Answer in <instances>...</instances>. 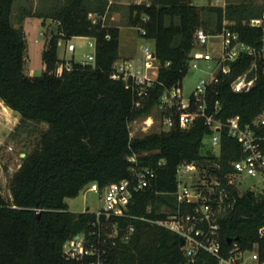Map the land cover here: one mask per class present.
Segmentation results:
<instances>
[{"label": "trees", "instance_id": "1", "mask_svg": "<svg viewBox=\"0 0 264 264\" xmlns=\"http://www.w3.org/2000/svg\"><path fill=\"white\" fill-rule=\"evenodd\" d=\"M13 5L14 0H0V99L20 114L21 122H44L47 128L12 174L10 197L0 191V264H78L64 255V243L73 235L96 229V214L71 211L66 199L76 197L92 182L104 187L132 179L128 160L132 154L137 155L140 166L153 169L154 176L148 186L133 192L125 215L112 216L108 221L101 217L103 224L119 228L115 244L109 239L103 254L106 264H218L207 252L189 261L176 232L140 219H162L164 205L171 210L177 207L174 192L179 163L195 161L204 166L208 160L220 164L222 245L225 249L233 241L242 248L256 245L264 259V231L262 235L259 232L264 227V191L240 194L226 182V175L233 171L231 162L242 155L236 139L223 131L216 156L204 143L210 128L203 118L189 127L175 121L168 130L135 136L130 135L129 126L132 120L154 113L163 90L188 73L194 31L203 26V11L216 15L212 27L204 26L207 30H219L226 17L234 21L231 28L244 41L259 45L264 21L251 26L249 20L262 17L264 0L225 6H199L192 0L130 3L129 24L139 31L144 29L141 35L154 39L160 63L156 81L142 94L140 86L112 76L114 63L120 58V28L102 18L108 0H65L46 16L58 24L42 52L44 71L40 76L24 72L26 38L23 27L12 21ZM74 36L95 39V61L72 60L67 69L65 60L58 57V42ZM249 60H240L238 70L246 68ZM59 67L61 72L57 73ZM262 68L264 61L259 63L254 85L246 91H233L228 76L214 84L207 95L209 111L218 101L217 116L222 120L237 121L241 126L252 124L264 111ZM256 131L264 136V126ZM130 224L135 230L129 240H122Z\"/></svg>", "mask_w": 264, "mask_h": 264}, {"label": "built area", "instance_id": "2", "mask_svg": "<svg viewBox=\"0 0 264 264\" xmlns=\"http://www.w3.org/2000/svg\"><path fill=\"white\" fill-rule=\"evenodd\" d=\"M112 0H108L111 4ZM210 5L225 6L226 0H210ZM95 15L93 14L92 17ZM264 21L262 17L251 18V26H260ZM234 21L224 17L219 30L209 31L204 26H198L194 31V47L189 53V69L201 71L203 74L196 80L193 90L184 94L182 80L176 85L166 88L160 94L154 107V113L147 116L146 127L158 124L160 130L170 129L175 121L182 127L191 126L197 118H203L210 128L206 137L210 138L207 146L211 153L219 156L221 150V137L223 131L241 146L242 155L231 162L232 172L226 175V182L238 192L253 191L249 187L242 188L238 178L243 175H264V136L257 133L256 129L264 126V111L257 115L252 124L241 126L237 121L226 122L217 116L219 102L216 101L214 109L209 111L207 95L214 84L228 76L230 88L235 92L246 91L254 85L259 70V63L264 61V35L259 45L244 41L239 32L231 28ZM145 34L144 29H140ZM41 34H44L41 32ZM89 45L94 48L93 53L87 55V60L95 61V39L91 38ZM145 65L143 68L136 65L132 58L118 59L113 66L112 76L123 79L133 86H140L139 93L151 87L156 81V76H150L152 69H158L160 63L157 60L155 50L148 46L143 48ZM249 58L246 68L238 70L240 60ZM204 63L205 66L201 64ZM168 64V63H167ZM67 69L71 63L65 62ZM61 72L59 67L56 71ZM264 73V68H262ZM139 104V102H137ZM139 118L132 120L137 122ZM158 122V123H157ZM145 128V127H144ZM130 135L134 133L130 130ZM132 163V179H124L112 182L100 187L97 182L87 185L88 191H94L101 195L103 206L96 214L93 226L97 227L89 232H81L69 238L63 246L64 255L68 259L76 260L78 264H106L103 254L106 253L109 239L115 244L118 236V225L112 227L101 222V217L108 219L112 216L126 214L128 203L132 200L133 192L144 189L149 185L154 176V170L140 166L137 155L128 156ZM208 160L204 166L195 161H183L177 166V188L174 192L177 207L171 210L167 205L163 206L162 219L154 220L140 217L151 223L161 225L176 232L184 240L181 248L189 261H194L200 252H207L217 259L218 264H264L256 245L253 248H242L233 241L232 245L225 249L221 243L220 216L222 211V180L220 179V164L217 161ZM240 192V194H241ZM150 210V208H149ZM85 211H89L86 208ZM135 230L133 224L128 225L121 236L122 240H129ZM264 227L259 232L262 235Z\"/></svg>", "mask_w": 264, "mask_h": 264}, {"label": "rangeland", "instance_id": "3", "mask_svg": "<svg viewBox=\"0 0 264 264\" xmlns=\"http://www.w3.org/2000/svg\"><path fill=\"white\" fill-rule=\"evenodd\" d=\"M127 1L128 4L111 10L106 23L118 25L120 28V55L132 57L135 64L143 68L145 65L143 48L148 46L150 50H155V41L154 39L144 37L137 27L129 24L128 5L130 3L139 2V0ZM240 1L242 0H226L227 3H237ZM255 1L258 3L262 2V0ZM142 2H148V0H143ZM192 2L193 4L202 6L208 5L210 0H192ZM17 10V7H15V13L13 15V23L15 26L19 25L16 14ZM111 15H114V19H111ZM202 18V25L209 28L214 25L216 15L214 12L203 11ZM51 26L57 29V25L52 24ZM22 27L26 38V62L24 72L27 75L40 76L44 71L42 52L46 47L51 30L44 25L38 17L28 18L25 23L22 24ZM41 32L44 34H41ZM89 41L90 39L86 36H74L71 39L60 38L58 42V57L61 60H65L67 63L72 60H87V55L94 51V48L89 45ZM201 65L205 66L204 63ZM156 72V69H152L149 75L155 77ZM202 74L203 73L199 70L189 69L182 80L184 94H189L193 90L196 80ZM146 119H148L147 116L139 118L137 122H132L130 130L134 133V136L144 135L161 129L158 122V124H154L150 128L146 127ZM46 128L47 124L44 122H33L30 123V125H20L16 132L7 136L3 141H0V191L5 197H10L11 195L10 178L12 174L18 169L25 153L35 147L39 136ZM204 143L206 146H209L210 138L205 137ZM238 180L241 181L240 186L242 188L245 186L249 187L253 189V192L256 194L264 191V175H243L238 178ZM66 201L69 205V210L74 212H82L85 211L86 208H89L90 212H97L103 206L101 195L94 191H88L87 186L80 191L79 195L67 198Z\"/></svg>", "mask_w": 264, "mask_h": 264}, {"label": "crops", "instance_id": "4", "mask_svg": "<svg viewBox=\"0 0 264 264\" xmlns=\"http://www.w3.org/2000/svg\"><path fill=\"white\" fill-rule=\"evenodd\" d=\"M140 1H143V0H139V2ZM64 2L65 0H14L13 11H12V21H13V15L15 13L14 12L15 7H17L18 10L16 14L18 17L19 25L22 26V24H24L28 18L38 17L44 25L50 28L51 30L50 32H55L56 29L53 28L51 25L52 24L57 25L58 24L57 21L53 20L50 17H46V16L50 14L56 8L63 5ZM124 4H128V1L127 0H112V3L109 4L105 15L102 17L103 20L106 22L111 10L114 8L121 7ZM94 15H95L94 17L96 18L97 15L96 14ZM111 19H114V15H111ZM88 38L91 39V37H88ZM125 58H132V57L120 55L119 59H125ZM30 123H33V121L21 122L20 114L12 110L10 107L6 106L3 100L0 99V141H3L7 136L16 132L17 128L20 125H30ZM246 192L254 193L253 191H246Z\"/></svg>", "mask_w": 264, "mask_h": 264}, {"label": "water", "instance_id": "5", "mask_svg": "<svg viewBox=\"0 0 264 264\" xmlns=\"http://www.w3.org/2000/svg\"><path fill=\"white\" fill-rule=\"evenodd\" d=\"M229 241H231V240L229 239ZM183 243H184V240L182 238H180V245H183Z\"/></svg>", "mask_w": 264, "mask_h": 264}, {"label": "bare ground", "instance_id": "6", "mask_svg": "<svg viewBox=\"0 0 264 264\" xmlns=\"http://www.w3.org/2000/svg\"><path fill=\"white\" fill-rule=\"evenodd\" d=\"M153 131V130H152Z\"/></svg>", "mask_w": 264, "mask_h": 264}]
</instances>
